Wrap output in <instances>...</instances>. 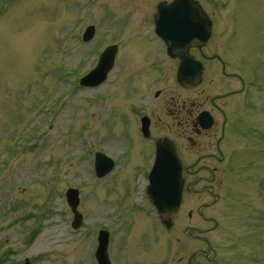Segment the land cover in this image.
<instances>
[{
	"label": "rangeland",
	"instance_id": "obj_1",
	"mask_svg": "<svg viewBox=\"0 0 264 264\" xmlns=\"http://www.w3.org/2000/svg\"><path fill=\"white\" fill-rule=\"evenodd\" d=\"M159 1L0 0V264H97L100 230L111 233L112 264H186L204 244L185 230L214 227L199 210L220 222L202 234L219 255L201 264H264V0H197L214 24L204 51L241 68L227 72L248 83L244 93L223 101L228 165L207 164L217 167L213 182L202 184L204 192L186 194L171 231L159 227L144 198L139 175L151 146L141 143L132 119L153 86L166 91L161 103L170 94L195 96L176 85V66L170 68L152 38ZM91 25L96 37L86 44L83 33ZM114 44L119 57L108 84L81 88L80 79ZM153 61L160 65L150 66ZM216 66L208 63L196 91L207 109L217 94L241 89L232 83L236 77L223 86ZM125 151H132L129 168L116 162ZM96 152L116 163L104 179L95 175ZM70 188L79 191L84 216L77 233L65 197Z\"/></svg>",
	"mask_w": 264,
	"mask_h": 264
},
{
	"label": "flooded vegetation",
	"instance_id": "obj_2",
	"mask_svg": "<svg viewBox=\"0 0 264 264\" xmlns=\"http://www.w3.org/2000/svg\"><path fill=\"white\" fill-rule=\"evenodd\" d=\"M190 55L196 61L204 60V62L206 61V63L218 62L220 68L218 66H216V68H219L221 70V80H229V78L232 77L227 74V67L225 66V63L223 61H221L220 63L217 56L206 57L204 56L203 52L196 50H191ZM172 61V66L170 68L174 69L176 66V68L178 69L179 60ZM207 69L208 64H204L203 73ZM157 81L158 80H155V82ZM222 83L223 86H228V83H226V81ZM225 87H223L222 89H225ZM179 89L183 92H187V90L183 89L182 87H179ZM197 90L198 89L191 90L195 93V96L192 98L189 96L186 98H182L180 94L175 97H173L172 94L168 95L169 98H166L162 102L165 103V111L163 112L160 104H157L161 102L157 100H154V102L148 101L144 105L138 106L137 108L140 111L136 109L138 121L141 120L144 116H147L149 118V137L147 139H143L141 143L144 145H150L151 152L146 157V164L141 167L145 169V167L147 168V166H150L151 162H154L157 144L164 139L169 140L176 155L178 156L181 165L185 190L191 195L199 194L202 191L204 192V189L207 187L202 186L203 183H205V185H209L213 182L212 179L214 178V170H216L217 167H209V165H207L209 162L215 165L218 163H225L226 165H228V158L222 151V145L224 143L223 141H225L226 139V129L229 120L227 112L228 106L224 107L225 102L223 101L229 99L232 95H235L237 93L227 92L225 94H217L216 96L211 98L210 102L212 108L207 109L205 108L207 103L203 101L202 92H196ZM158 91V96L156 97L155 95L156 99L161 98L162 95L166 97V91L164 92V89ZM172 92L175 93L174 90H172ZM205 112H209V116L211 115L213 118L212 120H214V127L210 131H206L201 128L200 118L204 115ZM217 113L219 114V117L221 116L222 118L220 131L215 130V128H217L220 124V118H218ZM161 116H164L168 121L164 122ZM173 121L175 122V124H171V122ZM159 123H162V125L159 126ZM154 137L156 138L155 140H153ZM212 148H215V153ZM202 173H205L206 175L204 176L202 175ZM208 175H211V178ZM208 193L214 198L218 196V194H215L212 189H210ZM196 251L200 252L202 251V249L199 248ZM196 255L197 254L194 255V259L191 264H195V262L197 261V256H199V254L197 256ZM200 255L204 256L201 253ZM204 257L207 258V256Z\"/></svg>",
	"mask_w": 264,
	"mask_h": 264
},
{
	"label": "water",
	"instance_id": "obj_3",
	"mask_svg": "<svg viewBox=\"0 0 264 264\" xmlns=\"http://www.w3.org/2000/svg\"><path fill=\"white\" fill-rule=\"evenodd\" d=\"M188 2L189 0H175V2L171 6H169V8L163 7L164 5L160 6L159 15L157 16V32L164 39L169 40L170 38H172V31H171L172 23L174 26H178L180 24L179 20H181V18L185 17L186 19H188L189 16L184 15L183 14L184 12H182L183 9L188 10L185 7L186 5H188ZM192 13H193L192 19L195 20L197 23L196 22L192 23L191 21L184 20L185 23L187 24L186 28L188 29V32L186 34L188 35V37L190 36L191 38L201 35V37H196V38H202L203 41H205L208 37V33L206 32L208 29V25L205 19L200 18L195 11ZM191 25H197V27L196 28L192 27L190 29ZM200 28L202 29V31H204L203 34L199 32ZM92 35H93V31H90L89 36L86 37V39L91 38ZM114 55H115L114 48L108 49L104 54V57H106V61L105 63L101 64V67L99 69V73L102 79L105 78L106 73L112 68ZM183 77L190 79L192 76L188 74L186 75L184 74ZM198 83H199V77L198 75H195L193 78L192 85H196ZM161 147L172 154V151L167 146L162 145ZM107 162L108 164L106 170L110 171L113 168V162L110 160ZM160 162L162 163L160 170L157 171L153 177H151L152 185L149 188V194L153 200L154 205L157 207L159 212L161 214L167 215L166 217H170L177 213V209L179 205V198L181 191L178 180V171L175 169H174L175 171L173 170L172 164L174 161L173 159H168V156H165V159H161ZM167 164H170L171 167L169 168ZM101 170L102 169H100V171ZM173 181L175 182L176 186L173 184ZM165 203L166 204L169 203V204L165 205ZM75 207L76 206H74V209ZM167 207L170 208V211H166ZM80 221H81V217L77 214V221L75 223V226L76 224L80 223Z\"/></svg>",
	"mask_w": 264,
	"mask_h": 264
}]
</instances>
